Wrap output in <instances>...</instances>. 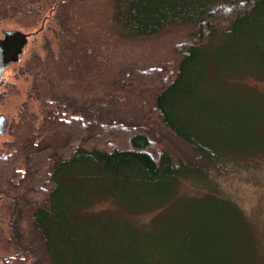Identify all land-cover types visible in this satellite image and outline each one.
<instances>
[{"label": "trees", "instance_id": "trees-1", "mask_svg": "<svg viewBox=\"0 0 264 264\" xmlns=\"http://www.w3.org/2000/svg\"><path fill=\"white\" fill-rule=\"evenodd\" d=\"M262 12L264 0H0V21L16 18L27 26L46 15L37 32L47 19L58 24L57 46L43 60L34 91L39 115L21 122L14 143L0 152V201L24 202L15 204L11 221L16 251L0 264L28 258L32 264H161L167 255L155 248L132 251L126 240L108 242L110 211L82 217L78 208L126 187H142L150 199L164 180L212 181L210 168L259 166L253 156L233 159L195 136L173 99L193 61ZM19 93L10 83L4 96ZM179 146L206 165L179 158ZM66 187L73 188L68 197ZM155 199L150 204L159 211L151 219L166 204ZM65 201L75 204H65V212L74 209L79 233L93 229L87 248L78 236L75 263L53 230Z\"/></svg>", "mask_w": 264, "mask_h": 264}, {"label": "rangeland", "instance_id": "rangeland-1", "mask_svg": "<svg viewBox=\"0 0 264 264\" xmlns=\"http://www.w3.org/2000/svg\"><path fill=\"white\" fill-rule=\"evenodd\" d=\"M44 16L37 24L27 26L16 18L0 21V38L2 31L8 29L35 32L29 36L19 58L6 68L0 84V114L7 118V130L0 135V152L14 143L21 122L39 115L34 91H39L42 62L58 41V24L51 18L37 32ZM192 66L185 85L173 99L177 116L205 143L221 146L233 159L253 156L259 166L210 168L207 171L212 181L185 175L176 178L173 184L170 180L161 181L150 199L166 204H162L165 208L153 219L159 207H151L154 204H150L147 195L142 197V187H126L119 194L116 190L117 197L83 204L78 214L86 217L110 211L108 242L121 246L126 240L136 249L132 251L155 248L156 253L167 255L159 259L161 264H169L171 254L175 256V264H264V12L247 27L238 28L224 38L218 47L208 49ZM10 83H15L20 93L5 97ZM172 142L176 143L175 138ZM179 148L183 155L179 158L206 165L188 148ZM66 188L64 195L68 197L73 188ZM15 204L20 206L24 202L8 198L0 201V262L4 255L16 251L11 239ZM65 204L67 208L75 205L64 202L60 213L65 215L58 218L53 230L58 244L75 263L76 253H80L76 251V246L80 247L78 236L82 235L87 248L92 243L93 229L87 236L79 233L74 216L70 217L74 209L65 212ZM32 262L28 258L22 264Z\"/></svg>", "mask_w": 264, "mask_h": 264}, {"label": "water", "instance_id": "water-1", "mask_svg": "<svg viewBox=\"0 0 264 264\" xmlns=\"http://www.w3.org/2000/svg\"><path fill=\"white\" fill-rule=\"evenodd\" d=\"M15 36V39H17L16 42H8L4 39H0V82L2 80L5 68L19 58V55L27 41L26 38H24L22 32H17ZM6 123V116L0 115V135L6 132Z\"/></svg>", "mask_w": 264, "mask_h": 264}, {"label": "flooded vegetation", "instance_id": "flooded-vegetation-1", "mask_svg": "<svg viewBox=\"0 0 264 264\" xmlns=\"http://www.w3.org/2000/svg\"><path fill=\"white\" fill-rule=\"evenodd\" d=\"M17 32H22L23 33V36H24V38H26V43H25V45L28 43V41H29V36H31V35H35V32H28V33H25L24 31H21V30H19V29H8V30H3L2 31V37L0 38V39H4V40H6V41H8V42H10V41H17V39H15V35H16V33ZM24 45V46H25ZM12 64V63H11ZM10 64V65H11ZM9 65V66H10ZM8 66V67H9ZM7 68V67H6ZM6 68H5V70H6ZM5 70H4V72H5ZM4 74V73H3ZM2 80H3V77H2ZM2 80H1V82H2ZM1 82H0V84H1ZM0 115H4V114H0ZM7 119V118H6ZM7 124V123H6Z\"/></svg>", "mask_w": 264, "mask_h": 264}]
</instances>
